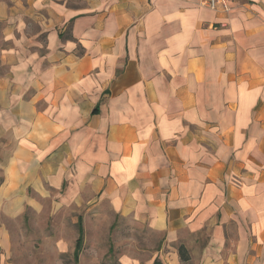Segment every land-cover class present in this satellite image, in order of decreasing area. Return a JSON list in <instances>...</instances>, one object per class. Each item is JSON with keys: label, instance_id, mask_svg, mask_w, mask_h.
<instances>
[{"label": "crops", "instance_id": "obj_1", "mask_svg": "<svg viewBox=\"0 0 264 264\" xmlns=\"http://www.w3.org/2000/svg\"><path fill=\"white\" fill-rule=\"evenodd\" d=\"M0 207L264 264V0H0Z\"/></svg>", "mask_w": 264, "mask_h": 264}, {"label": "rangeland", "instance_id": "obj_2", "mask_svg": "<svg viewBox=\"0 0 264 264\" xmlns=\"http://www.w3.org/2000/svg\"><path fill=\"white\" fill-rule=\"evenodd\" d=\"M87 209V221L81 218L82 244L75 260L77 222L83 209L53 212L46 207L38 215L26 207L23 213L9 215L0 207V264L153 263L162 242L159 234L116 215L97 216Z\"/></svg>", "mask_w": 264, "mask_h": 264}, {"label": "built area", "instance_id": "obj_3", "mask_svg": "<svg viewBox=\"0 0 264 264\" xmlns=\"http://www.w3.org/2000/svg\"><path fill=\"white\" fill-rule=\"evenodd\" d=\"M197 4L201 7L208 8L210 10H219L222 12H229L231 9L232 0H196Z\"/></svg>", "mask_w": 264, "mask_h": 264}, {"label": "trees", "instance_id": "obj_4", "mask_svg": "<svg viewBox=\"0 0 264 264\" xmlns=\"http://www.w3.org/2000/svg\"><path fill=\"white\" fill-rule=\"evenodd\" d=\"M77 225H78L79 236H78V238L76 240V248H75V250L73 252V256H74V259L75 260L78 257V254H79V251H80V248H81V244H82L81 243L82 242V225H81V219L78 220ZM178 252H179L180 259L182 261H185V260L188 259V256L184 253L183 247H179ZM152 264H163V262L158 257H156L153 260V263Z\"/></svg>", "mask_w": 264, "mask_h": 264}]
</instances>
